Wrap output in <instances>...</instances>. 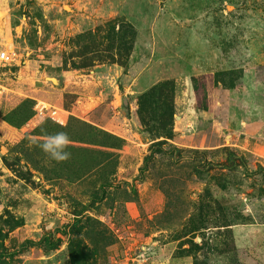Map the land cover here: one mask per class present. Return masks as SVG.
I'll return each mask as SVG.
<instances>
[{
	"label": "rangeland",
	"instance_id": "obj_1",
	"mask_svg": "<svg viewBox=\"0 0 264 264\" xmlns=\"http://www.w3.org/2000/svg\"><path fill=\"white\" fill-rule=\"evenodd\" d=\"M0 10V264H264V0Z\"/></svg>",
	"mask_w": 264,
	"mask_h": 264
},
{
	"label": "built area",
	"instance_id": "obj_2",
	"mask_svg": "<svg viewBox=\"0 0 264 264\" xmlns=\"http://www.w3.org/2000/svg\"><path fill=\"white\" fill-rule=\"evenodd\" d=\"M12 37L13 35L8 21L0 10V81L6 70L14 66H19L21 62L14 47ZM54 113L55 111H52V114Z\"/></svg>",
	"mask_w": 264,
	"mask_h": 264
},
{
	"label": "clouds",
	"instance_id": "obj_3",
	"mask_svg": "<svg viewBox=\"0 0 264 264\" xmlns=\"http://www.w3.org/2000/svg\"><path fill=\"white\" fill-rule=\"evenodd\" d=\"M41 123H43V121ZM69 144V136L67 135V133L61 131L57 132L55 135L47 136V138L37 146L51 160L62 162L70 158L71 154L66 151Z\"/></svg>",
	"mask_w": 264,
	"mask_h": 264
},
{
	"label": "trees",
	"instance_id": "obj_4",
	"mask_svg": "<svg viewBox=\"0 0 264 264\" xmlns=\"http://www.w3.org/2000/svg\"><path fill=\"white\" fill-rule=\"evenodd\" d=\"M121 105L123 108L127 107V99L123 96L121 98Z\"/></svg>",
	"mask_w": 264,
	"mask_h": 264
},
{
	"label": "water",
	"instance_id": "obj_5",
	"mask_svg": "<svg viewBox=\"0 0 264 264\" xmlns=\"http://www.w3.org/2000/svg\"><path fill=\"white\" fill-rule=\"evenodd\" d=\"M54 81V80H53Z\"/></svg>",
	"mask_w": 264,
	"mask_h": 264
}]
</instances>
